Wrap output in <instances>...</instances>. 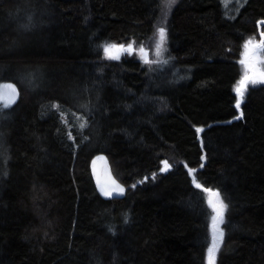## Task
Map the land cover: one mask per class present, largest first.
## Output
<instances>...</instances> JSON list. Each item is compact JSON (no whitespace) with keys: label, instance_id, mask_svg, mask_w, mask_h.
I'll list each match as a JSON object with an SVG mask.
<instances>
[{"label":"trees","instance_id":"obj_1","mask_svg":"<svg viewBox=\"0 0 264 264\" xmlns=\"http://www.w3.org/2000/svg\"><path fill=\"white\" fill-rule=\"evenodd\" d=\"M225 2L0 0V86L21 90L0 104V264H208L205 189L215 264H264V85L238 119L234 91L264 0ZM163 25L167 60L138 58ZM99 159L124 198L100 196Z\"/></svg>","mask_w":264,"mask_h":264},{"label":"snow or ice","instance_id":"obj_2","mask_svg":"<svg viewBox=\"0 0 264 264\" xmlns=\"http://www.w3.org/2000/svg\"><path fill=\"white\" fill-rule=\"evenodd\" d=\"M175 3V0H165L166 7L170 8L172 4ZM261 24H264V21H260ZM158 35L161 41V44L166 36L165 30L163 28H160L158 30ZM264 35V33H262ZM161 44L157 45V54H159V50L161 47ZM251 46V47H250ZM245 48V60H241V64H245V72L241 80L238 82L235 91L237 93V102L236 107L237 109L240 108L241 103L243 102L245 92L247 91V83L250 81L252 83H256L257 80L253 78L254 76L259 77L260 82H264V70H259L256 68V61L259 59L256 55V49H264V39H262L258 44L253 43V40H249L244 45ZM118 52L119 49H117V46L115 45H109L104 48V52L108 55V58L110 59H117L118 55H114L113 52ZM140 51L143 52L144 49L140 48ZM250 73L252 75H250ZM17 92L13 85L8 84L3 86V90H0V101H3V107H9L11 103L15 102ZM243 113L241 112V116ZM83 127V125H81ZM197 131H202V129H197ZM165 168L162 169L166 170L169 165L167 161H164ZM202 166V165H201ZM191 171V170H190ZM115 184V182L113 181ZM196 187L200 188L201 185L199 183L196 184ZM118 194H123L124 189L120 187L119 185H116L113 189ZM104 195L111 196L112 191H104V189H101ZM205 191H208L211 197H215L216 201L215 203L210 199L209 203L213 208V211L216 212V217H213V236L211 241V246L208 248V264H215V254L219 251V246L223 241V232L220 231L217 227V223L223 222V212L226 208V205L223 204V202L219 199V192H212L211 190L205 189Z\"/></svg>","mask_w":264,"mask_h":264},{"label":"rangeland","instance_id":"obj_3","mask_svg":"<svg viewBox=\"0 0 264 264\" xmlns=\"http://www.w3.org/2000/svg\"><path fill=\"white\" fill-rule=\"evenodd\" d=\"M179 1H180V0H175V3L172 4L170 8L167 7V9H166V11H165L166 14L164 15V18L168 16V14L170 13V11H171V9L173 8V6H174L176 3H178ZM246 1H247V0H226V2H225V6H226V8H227L230 12H232L234 9H236L235 11L237 12V11H239V10L244 6V4L246 3ZM236 12H235V14H236ZM235 14H234V15H235ZM229 15H230V14H229ZM164 18H163V19H164ZM161 28H163V29L165 30L164 25H163ZM249 40H253V43H255V44H258V43L261 41L260 38H257V37H255V36L248 37L247 40H246V42H248ZM246 42H245V44H246ZM158 44H161V41H160V38H159V35H158V31H157V35H156V37L151 41V43H149V48H146V47L142 46V47H139V48L137 49V51H136V50H133V52H136V53H137V57L140 58L141 60L145 61V62H150L151 59H155V60H156V59H159V58H162V59H164V61H165V60H167V57H166V50H165L166 47L164 46V45H165V38H164V40H163V42H162V44H161V47H160V50H159V54H157V45H158ZM250 47H251V46H250ZM128 48H129V47H126V48L123 49V48L117 47V49H119V51H118V52L114 51L113 54H114V55H118V57H120V56H122L123 53L129 51ZM140 48H143L144 51L141 52V51H140ZM149 50H151V52H150ZM255 51H256V55H257L258 58H259V59L256 61V68L259 69V70H264V49H256ZM244 53H245V48H243V51H242L241 57H240V59L238 60V61H239V64H240V68H241V76H240L238 82L241 80V78L243 77L244 72H245V64H241V63H240L241 60H245V59H246ZM250 75H252V74L250 73ZM253 78H255V79L257 80V82H256V83H252V82L249 81V82L247 83V91L245 92L243 102L241 103L240 108L237 109V111H238L237 119L242 117V116H241L242 106H243V103H244L245 98H246V94H247V92L249 91V89L252 88V87H255V86L264 85V82H260L258 75H257V76H254ZM238 82L235 84L234 91H235V88H236ZM4 84H5V83L1 84V86H0V90L3 89ZM235 94H236V96H237L236 91H235ZM237 99H238V97H237ZM236 102H237V101H236ZM0 104L3 105V101H0ZM236 108H237V107H236ZM4 146H5V144H4V139H3V135H2V132H1V128H0V170H2V168H3V166H4V165H3V163H4V157H3V155H4V154H3V148H4ZM96 161H97V160H96ZM4 164H5V163H4ZM0 175H1V171H0ZM210 199L215 203L216 198H215V197H211L210 194H209V200H210ZM219 199L223 202V200H222V198L220 197V195H219ZM223 204L225 205L224 202H223ZM225 210H226V208H225ZM225 210H224V212H223V221H224V213H225ZM213 212H214V216H213V217H216V212H215V211H213ZM222 226H223V222H222V223H220V222L217 223V227H218V229H219L220 231H222ZM213 230H214V229H213ZM215 255H216V254H215Z\"/></svg>","mask_w":264,"mask_h":264},{"label":"water","instance_id":"obj_4","mask_svg":"<svg viewBox=\"0 0 264 264\" xmlns=\"http://www.w3.org/2000/svg\"><path fill=\"white\" fill-rule=\"evenodd\" d=\"M11 84L15 87L17 95L15 98V103H17L21 98V90L19 86L15 82H7L4 85ZM3 90V89H2ZM93 173H94V179L96 182V186L98 189V192L100 196L105 200H114V199H122L127 194V187L115 176V174L112 171L111 166L108 164L106 160L99 159L95 161L93 165ZM115 182V184L113 183ZM116 185H119L124 189L123 194H118L113 189ZM101 189H104V191H112L111 196H106L103 194Z\"/></svg>","mask_w":264,"mask_h":264}]
</instances>
